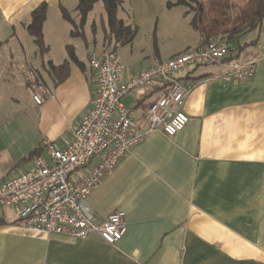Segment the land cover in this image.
I'll return each mask as SVG.
<instances>
[{
    "label": "crops",
    "instance_id": "0c3cea01",
    "mask_svg": "<svg viewBox=\"0 0 264 264\" xmlns=\"http://www.w3.org/2000/svg\"><path fill=\"white\" fill-rule=\"evenodd\" d=\"M122 1V8L140 20L157 18L158 22L177 7L168 5L174 0ZM43 2L49 6L45 40L52 47L48 22L53 18L65 51L55 56L51 48L44 72L36 71L34 79L40 77L36 85L41 87L34 90L31 111L20 114L21 138L9 146L3 139L0 142L6 177L29 169L31 153L40 150L44 141L60 147L72 141L97 88L89 53L109 47L103 29L101 41L87 43L85 58L76 49L85 68L71 63L69 69L54 70L53 65L68 59L66 41L71 36L62 8L77 14H72L77 19L78 0H0V51L28 47V36L33 39L27 29L31 13ZM192 19L189 26L195 32L187 31V26L177 28L181 34L174 36L173 44L136 56L129 44L117 45L125 64L121 80L202 45ZM246 35L248 41L237 46L235 55L243 62L255 60L254 76L226 81L225 64L176 73L179 79L195 83L183 106L189 116L186 126L173 136L161 130L150 133L120 158L89 195L98 223L115 210L125 212L126 230L119 241L109 244L95 232L77 238L24 228L15 223L12 207L0 205V219L5 220L0 225V264H264V19L241 36ZM244 49L247 56L242 58ZM154 85L145 95L131 91L123 99L139 122L149 104L166 90L162 83ZM44 87L49 94L38 104L34 94Z\"/></svg>",
    "mask_w": 264,
    "mask_h": 264
},
{
    "label": "built area",
    "instance_id": "2783aa9c",
    "mask_svg": "<svg viewBox=\"0 0 264 264\" xmlns=\"http://www.w3.org/2000/svg\"><path fill=\"white\" fill-rule=\"evenodd\" d=\"M234 41L224 35L198 48L158 61L127 81H122L125 64L111 48H94L89 65L95 72L96 92L89 111L74 131L70 143L60 147L44 141L45 154L37 155L29 169L6 177L0 163V205L12 207L15 223L24 228L65 233L85 238L98 233L115 244L126 230V214L115 210L98 223L88 201L93 189L117 165L120 158L150 133L161 130L169 136L189 121L184 103L195 83L183 81L176 73L200 65L225 64L223 79H247L256 72L255 60L243 62ZM162 83L166 90L147 107L142 122L123 104L135 89ZM49 89L34 94L41 104Z\"/></svg>",
    "mask_w": 264,
    "mask_h": 264
},
{
    "label": "rangeland",
    "instance_id": "374dc122",
    "mask_svg": "<svg viewBox=\"0 0 264 264\" xmlns=\"http://www.w3.org/2000/svg\"><path fill=\"white\" fill-rule=\"evenodd\" d=\"M214 1L218 0H198L199 3H202L205 6L204 16L207 18L209 17L208 14H214V11L209 9L211 2ZM245 1L246 0H228L230 6H233V8L242 5ZM173 2L176 3L177 0H174ZM199 3L197 4V2H190L187 6L183 4H175L177 7L171 12L172 14H170L169 17L160 20L159 22L157 21V18H152L150 20H140V18L133 14L129 9L126 11L121 8L119 11V16L124 19L125 23L127 25L138 26V32L133 40V43L129 45L127 44L128 47H132L131 49L136 56L138 54L148 52L155 47H159L161 44H173L171 42L173 41L174 36L181 34V32H178V29L184 30V28L187 26L189 27L187 31L189 30V32L194 33L195 29L189 26V20L192 17H197L199 13ZM230 11L232 13L234 12V9ZM72 14L74 16L77 15L75 13ZM161 18L162 17H160V19ZM77 20H79V17ZM106 21V10L104 3L100 0L90 11L86 25L84 27L85 38L87 39V42L93 44L94 40H102L103 28L106 24ZM170 21L177 22H175L176 24H170ZM63 22L70 29V25L65 21ZM93 24L96 25V29H94ZM57 26L56 20L50 18L48 22V34H51V36H49V41L51 42L52 47H50V44L45 40L46 44L49 46L48 53L52 48L53 54L55 56H59L65 51L60 39L56 37L57 31L55 27ZM156 26L157 31L155 32ZM158 27L160 28L159 30ZM49 29H52L51 32ZM248 37L250 36H240L233 41L236 46H239L240 44H244L245 41H248ZM85 38L81 36H70L66 41V45L69 43L75 45V48L77 49V52L81 58H85L86 56L87 42L85 41ZM32 40L33 39L29 38L28 36L27 42H25L28 47L25 50L17 45L13 51H0V142L3 139L8 146V143H12L14 139H18V136L21 138V134L17 133V131L19 132L20 130L19 124L23 122L20 114L31 111V107L34 103V90L37 88L40 90L39 88L41 87L36 85V83H39L40 77H37L35 82V73L37 70L43 73V63L48 62L47 55L42 56L38 52V48ZM104 40L105 42L107 41L105 33ZM247 51L248 50L245 49L242 50V58L247 56ZM13 172H15V169Z\"/></svg>",
    "mask_w": 264,
    "mask_h": 264
},
{
    "label": "trees",
    "instance_id": "16d2710c",
    "mask_svg": "<svg viewBox=\"0 0 264 264\" xmlns=\"http://www.w3.org/2000/svg\"><path fill=\"white\" fill-rule=\"evenodd\" d=\"M100 0H78L76 11L78 12L79 20H77L72 13L62 8V16L71 25L70 35L71 37L81 36L85 38L84 27L86 25L88 15L94 8L95 4ZM104 3L106 10L107 21L104 25V33L106 35L108 48L117 49V45L130 44L137 32V25H127L123 18L119 16V11L123 7L122 0H101ZM197 2L198 0H177L176 3L168 2L169 5L183 4ZM48 3L43 2L38 5L31 13V21L27 25V29L33 38L35 45L38 48V52L45 56L49 51V46L45 42L44 37V22L48 14ZM199 13L197 17H193V26L201 33L203 42L206 44L212 38L218 35H224L230 40H234L237 37L257 28L260 26L264 19V0H246L242 5L230 6L228 0H218L211 2L209 9L214 11V14L210 13L205 17V6L199 3ZM234 9L231 13L230 10ZM94 29L96 25L93 24ZM109 35V36H108ZM113 39V40H112ZM87 42V39L85 38ZM114 42V46L109 45ZM88 43V42H87ZM111 46V47H110ZM68 59L61 65H53V69H69L71 63L80 65L85 68L84 63L78 58L76 48L73 44L67 45ZM52 64V62H50ZM43 146L40 150H35L31 153L30 157H35L42 154ZM5 223L4 219H0V225Z\"/></svg>",
    "mask_w": 264,
    "mask_h": 264
},
{
    "label": "water",
    "instance_id": "95a60500",
    "mask_svg": "<svg viewBox=\"0 0 264 264\" xmlns=\"http://www.w3.org/2000/svg\"><path fill=\"white\" fill-rule=\"evenodd\" d=\"M155 88H156V85L144 86V87H140L138 89H135L134 92L135 93H141L142 95H145V94L149 93L150 91H152Z\"/></svg>",
    "mask_w": 264,
    "mask_h": 264
}]
</instances>
